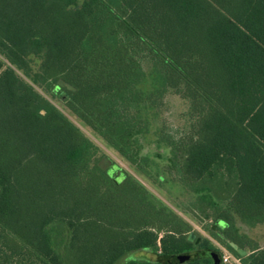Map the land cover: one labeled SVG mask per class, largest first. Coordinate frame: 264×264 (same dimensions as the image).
<instances>
[{
    "label": "trees",
    "instance_id": "obj_1",
    "mask_svg": "<svg viewBox=\"0 0 264 264\" xmlns=\"http://www.w3.org/2000/svg\"><path fill=\"white\" fill-rule=\"evenodd\" d=\"M55 102L239 264H264V0H0V264H212L220 247L103 168Z\"/></svg>",
    "mask_w": 264,
    "mask_h": 264
},
{
    "label": "rangeland",
    "instance_id": "obj_2",
    "mask_svg": "<svg viewBox=\"0 0 264 264\" xmlns=\"http://www.w3.org/2000/svg\"><path fill=\"white\" fill-rule=\"evenodd\" d=\"M33 65L34 67H36L37 65L36 61H34ZM35 87L37 88L36 85ZM166 99H167V103L169 106V110H168L169 122L174 132H179L184 128V125L186 124L185 111L187 109V103L183 99H181L178 95H175L173 93L168 94ZM55 104L64 112V114L73 123L79 126L80 129L92 141H94L101 148V150L105 153V156L99 162V164L103 168L111 169L112 165H117L118 167L126 169L128 172L134 175L138 180H140L145 186H147L152 192H154L159 198H161L165 203H167L172 208L177 210L183 218H185L187 221H189L192 224L193 229L194 231H196V233L208 237L210 241L217 247L220 246V244L216 240H214L212 237H210L209 234L203 229L202 225L204 223L202 224L196 221L190 214L184 213L180 211L179 209H177L173 204H171L167 200V198L162 196L157 189L152 187L145 179H143V177H141L138 173H136L135 170L131 167V165L126 160H124L116 151H114L112 148L106 145V143L100 137H98L92 130H90L87 126H85L79 119H77L68 110H66L61 103L55 102ZM250 234L253 235L254 237H258L259 242L264 244V227L254 229V232L252 231ZM194 238H195V233H194L193 239ZM124 258L153 259L154 256L148 251L137 250V251L128 253ZM238 264H239V261H238Z\"/></svg>",
    "mask_w": 264,
    "mask_h": 264
},
{
    "label": "water",
    "instance_id": "obj_3",
    "mask_svg": "<svg viewBox=\"0 0 264 264\" xmlns=\"http://www.w3.org/2000/svg\"><path fill=\"white\" fill-rule=\"evenodd\" d=\"M58 84L61 85V86H65L67 87L68 89L70 90H74V87L68 83V82H65L62 78L58 79ZM193 237H194V233L191 231L189 234H188V239L189 240H193ZM230 245L240 254V255H245L246 254V250L245 249H242V248H239L238 245L234 242H230ZM182 260L185 259V257H182L181 258ZM212 260H213V263L212 264H219L220 263V259L218 257V255L216 253H214L212 255Z\"/></svg>",
    "mask_w": 264,
    "mask_h": 264
},
{
    "label": "built area",
    "instance_id": "obj_4",
    "mask_svg": "<svg viewBox=\"0 0 264 264\" xmlns=\"http://www.w3.org/2000/svg\"><path fill=\"white\" fill-rule=\"evenodd\" d=\"M219 247L222 251L221 256H220L221 263L223 264L231 263V262L238 263V259L235 258L230 252H228L226 249H224L221 246Z\"/></svg>",
    "mask_w": 264,
    "mask_h": 264
}]
</instances>
